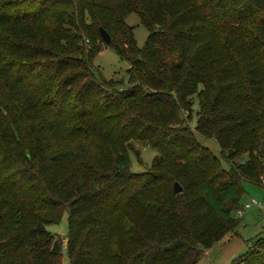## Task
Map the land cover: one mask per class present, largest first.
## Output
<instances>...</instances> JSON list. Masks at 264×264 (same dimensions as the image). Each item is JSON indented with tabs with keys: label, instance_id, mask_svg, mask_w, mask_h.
<instances>
[{
	"label": "trees",
	"instance_id": "obj_1",
	"mask_svg": "<svg viewBox=\"0 0 264 264\" xmlns=\"http://www.w3.org/2000/svg\"><path fill=\"white\" fill-rule=\"evenodd\" d=\"M100 43L125 88L94 69ZM242 182L264 188V0H0V264H62L64 212L68 264H197ZM247 247L231 264H264V235Z\"/></svg>",
	"mask_w": 264,
	"mask_h": 264
},
{
	"label": "rangeland",
	"instance_id": "obj_2",
	"mask_svg": "<svg viewBox=\"0 0 264 264\" xmlns=\"http://www.w3.org/2000/svg\"><path fill=\"white\" fill-rule=\"evenodd\" d=\"M125 24L131 28L133 39L137 48L141 49L147 38V30L140 23L136 14L130 13L124 18ZM100 51L95 55L92 65L99 72L101 78L105 81L122 82L124 88L127 84V70L129 64L121 60L114 49L104 48L99 44ZM102 49V50H101ZM197 103L194 102L189 126L194 128L196 123ZM201 146L207 148L215 157L220 158L216 145L211 140L195 135ZM127 154L129 171L133 174H140L149 171L153 161L159 156L158 152L152 147L140 142L131 141L127 145ZM222 166L227 168L221 161ZM243 191L240 197L239 207L249 199H254L261 203L260 207H252L237 218L235 212L232 217L237 220V225L233 231L227 232L222 238L214 243L209 249L203 251V254L197 264H231L234 260L243 256L248 251L247 245L250 241L264 235V188L249 183L242 182ZM49 232L61 244V263L68 264L65 252V236L67 233V214L64 212L58 224L46 226Z\"/></svg>",
	"mask_w": 264,
	"mask_h": 264
},
{
	"label": "built area",
	"instance_id": "obj_3",
	"mask_svg": "<svg viewBox=\"0 0 264 264\" xmlns=\"http://www.w3.org/2000/svg\"><path fill=\"white\" fill-rule=\"evenodd\" d=\"M261 203L254 200V199H249L247 202H245L238 210L235 211V215L237 218H240L243 216L245 212H247L249 209L252 207H260Z\"/></svg>",
	"mask_w": 264,
	"mask_h": 264
},
{
	"label": "water",
	"instance_id": "obj_4",
	"mask_svg": "<svg viewBox=\"0 0 264 264\" xmlns=\"http://www.w3.org/2000/svg\"><path fill=\"white\" fill-rule=\"evenodd\" d=\"M99 35H100V38L101 40L104 42V43H108L109 40H110V37L108 36V34L101 28H99ZM173 190H174V193L178 194L181 192V188L180 186L177 184V183H174L173 185Z\"/></svg>",
	"mask_w": 264,
	"mask_h": 264
}]
</instances>
